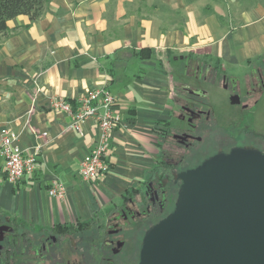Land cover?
Instances as JSON below:
<instances>
[{
    "label": "crops",
    "instance_id": "1",
    "mask_svg": "<svg viewBox=\"0 0 264 264\" xmlns=\"http://www.w3.org/2000/svg\"><path fill=\"white\" fill-rule=\"evenodd\" d=\"M143 48L149 58L138 54ZM186 55L217 59L235 73L258 68L264 0H46L36 20L9 19L0 36V130L13 129L22 149L40 151L35 170L15 183L5 179L0 154V221L44 231L99 218L155 175L174 109L165 63ZM92 88L116 96L121 122L108 172L87 182L78 169L96 125L87 119L79 134L50 102ZM54 180L65 185L61 198L48 194Z\"/></svg>",
    "mask_w": 264,
    "mask_h": 264
},
{
    "label": "flooded vegetation",
    "instance_id": "2",
    "mask_svg": "<svg viewBox=\"0 0 264 264\" xmlns=\"http://www.w3.org/2000/svg\"><path fill=\"white\" fill-rule=\"evenodd\" d=\"M179 61V69H173L174 109L162 128L155 175L107 212L104 223L99 218L86 228H50L32 236L30 245L14 248L26 258L15 264H137L145 232L173 210L180 172L233 148L264 153V136L244 112L218 115L207 89L227 91L228 102L242 110L253 107L264 96V60L244 73L226 70L217 59L186 55ZM232 98L238 102L231 103ZM7 249L2 244L0 264L13 259Z\"/></svg>",
    "mask_w": 264,
    "mask_h": 264
},
{
    "label": "water",
    "instance_id": "3",
    "mask_svg": "<svg viewBox=\"0 0 264 264\" xmlns=\"http://www.w3.org/2000/svg\"><path fill=\"white\" fill-rule=\"evenodd\" d=\"M177 176L173 210L145 232L137 264H264V153L233 148ZM12 229L0 223V249Z\"/></svg>",
    "mask_w": 264,
    "mask_h": 264
},
{
    "label": "built area",
    "instance_id": "4",
    "mask_svg": "<svg viewBox=\"0 0 264 264\" xmlns=\"http://www.w3.org/2000/svg\"><path fill=\"white\" fill-rule=\"evenodd\" d=\"M53 110L61 111L71 117L69 128L79 134L82 124L92 119L98 130V138L93 149L80 161L78 173L83 181L94 182L109 170L107 160L111 150L112 132L120 125L121 113L117 108V98L105 88L86 89L73 101L53 98L50 102ZM40 146L32 151L22 149L19 144V133L9 127L0 130V154L4 159L5 179L15 183L23 176L32 173L36 168ZM65 185L54 180L50 183L48 194L63 197Z\"/></svg>",
    "mask_w": 264,
    "mask_h": 264
},
{
    "label": "rangeland",
    "instance_id": "5",
    "mask_svg": "<svg viewBox=\"0 0 264 264\" xmlns=\"http://www.w3.org/2000/svg\"><path fill=\"white\" fill-rule=\"evenodd\" d=\"M167 67L169 68L170 72L169 74L171 75L173 80H176V75L173 69L177 70L179 69L181 65V61L178 60H170L169 63L168 61L165 63ZM208 93L210 97V103L214 105L215 112L222 116V117H229V116H238L239 113H243L244 118L246 120H249L252 125L257 128L262 136H264V96L259 100V102L254 105L253 107H250L249 109L242 110L237 106L231 105L228 102V93L227 91L220 89V88H213V87H208ZM105 210L103 211L102 215H104ZM101 214V213H99ZM101 222L104 223V216L99 217ZM104 219V220H103ZM12 228L13 226L10 225ZM45 231L37 230L35 228H31L28 226L24 227H19L17 229V235L19 241L17 240L16 243H12L11 246H7L9 253L13 256L12 258H9L6 263L7 264H15L16 263H21L26 260L24 257L23 253H20V250L14 249L19 246H28L30 245V239H32V236H40L41 234L45 233ZM23 233V234H22ZM9 232L4 233V237H8ZM13 251L16 253L13 255ZM12 260V261H11Z\"/></svg>",
    "mask_w": 264,
    "mask_h": 264
},
{
    "label": "trees",
    "instance_id": "6",
    "mask_svg": "<svg viewBox=\"0 0 264 264\" xmlns=\"http://www.w3.org/2000/svg\"><path fill=\"white\" fill-rule=\"evenodd\" d=\"M46 0H0V36L5 34L7 29V21L16 17L17 15L24 14L27 15L30 20H36L43 12ZM138 54L141 55L142 58L150 57V49H140ZM99 218L91 219L85 222H77L73 225H56L51 229H61V230H69L72 228L80 229L91 226L92 223L97 221ZM13 229L9 232L8 237H4L2 244L4 247L11 246L12 243H16L19 239L17 235V229L19 227L26 226L23 222H17L13 220L11 222ZM33 228V226H30ZM23 234V233H22ZM1 262V259H0Z\"/></svg>",
    "mask_w": 264,
    "mask_h": 264
}]
</instances>
